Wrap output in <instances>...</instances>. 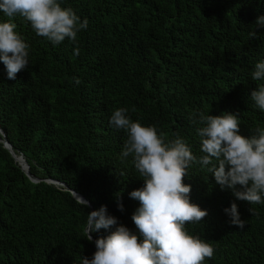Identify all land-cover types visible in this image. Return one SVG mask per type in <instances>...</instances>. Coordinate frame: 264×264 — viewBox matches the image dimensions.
I'll return each mask as SVG.
<instances>
[{
    "label": "trees",
    "instance_id": "obj_1",
    "mask_svg": "<svg viewBox=\"0 0 264 264\" xmlns=\"http://www.w3.org/2000/svg\"><path fill=\"white\" fill-rule=\"evenodd\" d=\"M58 2L81 22L88 20L76 43L66 38L53 45L16 15L11 22L29 46V66L9 80L0 62V129L40 180L31 182L0 143V264H81L82 257L92 258L95 240L114 228L87 240L91 209L70 190L93 211L106 206L118 225L137 232L131 217L140 205L129 194L143 187L144 177L131 156L121 157L127 135L110 123L116 109L155 126L165 142L184 139L197 158L204 155L197 135L203 125L192 121L200 113H239L245 138L264 127V111L250 98L264 84L250 75L264 61V28L256 26L264 0ZM8 20L0 12V22ZM207 167L193 163L183 179L191 186L190 202L208 213L185 225L214 249L204 264H264V203L236 200ZM233 202L244 229L224 211Z\"/></svg>",
    "mask_w": 264,
    "mask_h": 264
},
{
    "label": "clouds",
    "instance_id": "obj_2",
    "mask_svg": "<svg viewBox=\"0 0 264 264\" xmlns=\"http://www.w3.org/2000/svg\"><path fill=\"white\" fill-rule=\"evenodd\" d=\"M0 12L9 18L0 22V62L9 80H15L17 73L29 66V46L16 33L11 18L22 16L36 35L53 45L66 38L76 43L77 33L88 27L87 19L81 22L73 9L62 8L58 0H0ZM256 26L264 28V16L257 18ZM251 35L255 38L256 33ZM74 54L79 55L78 48ZM250 75L253 81L264 80V61L257 62ZM75 82L80 83L78 79ZM250 98L264 111V84L253 90ZM126 113V108L116 109L110 123L127 135L121 157L131 156L135 169L144 177L143 187L129 194L140 205L131 217L137 232L118 225L117 219L107 214L106 206L92 211L87 215V240L92 241L91 234L101 229L114 231L96 239L95 253L91 259L82 257L81 264H204L205 258L213 257L214 249L190 235L185 225L200 223L208 213L190 202L191 186L183 179L193 163L210 165L208 172L222 190L230 189L236 200L264 203V127H257L250 138H245L239 135V113H200L199 120L192 121L203 125L197 135L204 155L197 158L184 139L165 142L164 133L158 134L155 126L133 122ZM117 200L123 212L119 195ZM77 202L88 206L82 198ZM224 211L232 225L244 229L246 221L235 202Z\"/></svg>",
    "mask_w": 264,
    "mask_h": 264
},
{
    "label": "water",
    "instance_id": "obj_3",
    "mask_svg": "<svg viewBox=\"0 0 264 264\" xmlns=\"http://www.w3.org/2000/svg\"><path fill=\"white\" fill-rule=\"evenodd\" d=\"M0 143L3 145V147L9 151V153L11 154L12 158L14 159L15 163L17 165H19L20 169L23 171V173L26 175V177L33 183H38L40 180L34 178L30 172H29V166L27 165L24 157L20 154V155H16L14 153V151L12 150V146L10 145V143L7 141L4 133L2 132V130L0 129ZM19 158L23 159V165L21 164V161L19 160ZM48 183H53L55 185H61L63 188L68 190V187L65 184L59 183L57 181H52V180H48ZM71 195L73 196V198L75 200H77V198H82L84 201H87L84 197H82L81 195H79L78 193L71 191L70 190ZM88 203V207L91 209V212L93 211L91 204L87 201ZM86 232V229H85ZM93 240V238H92Z\"/></svg>",
    "mask_w": 264,
    "mask_h": 264
},
{
    "label": "bare ground",
    "instance_id": "obj_4",
    "mask_svg": "<svg viewBox=\"0 0 264 264\" xmlns=\"http://www.w3.org/2000/svg\"><path fill=\"white\" fill-rule=\"evenodd\" d=\"M19 160L21 161V164L23 165L24 163H23V159L22 158H19Z\"/></svg>",
    "mask_w": 264,
    "mask_h": 264
}]
</instances>
